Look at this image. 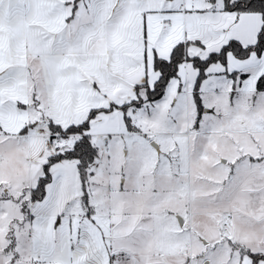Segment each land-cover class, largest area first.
I'll use <instances>...</instances> for the list:
<instances>
[{
	"label": "snow or ice",
	"instance_id": "1",
	"mask_svg": "<svg viewBox=\"0 0 264 264\" xmlns=\"http://www.w3.org/2000/svg\"><path fill=\"white\" fill-rule=\"evenodd\" d=\"M0 264H264V0H0Z\"/></svg>",
	"mask_w": 264,
	"mask_h": 264
}]
</instances>
